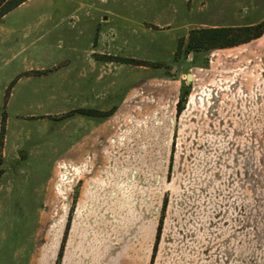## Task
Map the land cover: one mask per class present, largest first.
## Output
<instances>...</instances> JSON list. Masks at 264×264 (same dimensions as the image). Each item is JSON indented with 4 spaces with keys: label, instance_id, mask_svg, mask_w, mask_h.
<instances>
[{
    "label": "rangeland",
    "instance_id": "rangeland-1",
    "mask_svg": "<svg viewBox=\"0 0 264 264\" xmlns=\"http://www.w3.org/2000/svg\"><path fill=\"white\" fill-rule=\"evenodd\" d=\"M263 20L264 0H26L7 12L0 19V264H28L38 248L36 191H75L89 177L92 188L154 204L162 220L217 196L264 216V31L232 47L186 48L191 29ZM73 60L84 68H65ZM152 82L172 95L177 84V98L187 90L168 118L151 125L125 110L119 133L109 126L107 145H72L83 125L74 111L81 101L69 98L74 86L89 88L92 107L109 114ZM57 83L64 99L30 92ZM91 116L93 123L105 117ZM80 159L85 170L64 178L58 164ZM72 208L53 264L61 262Z\"/></svg>",
    "mask_w": 264,
    "mask_h": 264
},
{
    "label": "crops",
    "instance_id": "crops-1",
    "mask_svg": "<svg viewBox=\"0 0 264 264\" xmlns=\"http://www.w3.org/2000/svg\"><path fill=\"white\" fill-rule=\"evenodd\" d=\"M83 65L73 60L65 68L81 69ZM24 67L45 68L40 62L30 67L25 62ZM17 81H23L22 85H25L22 77ZM59 85L57 83L46 91L41 87L30 92L39 95L40 99L45 94H50L54 100L64 99L60 97ZM145 86L146 92L136 88L129 94L128 105L122 98L97 123H93V116L80 113L83 125L74 130L72 145L83 149L107 145L109 126L115 127L118 134L117 129L123 124L127 111V116L145 117L151 125L157 124L155 117L168 118L179 98L174 94L179 86H172L173 95L166 91L157 92L155 82ZM89 91V88L74 86L69 98L81 101L78 108H94ZM24 92L29 94L27 88ZM119 143L124 144L123 141ZM82 158H88L87 163L91 164V155ZM83 159L78 163L83 164ZM92 181V177L85 179L75 191L59 187L36 191L33 196L40 211L39 226L44 231L42 237L36 239L38 248L35 246L28 264L54 263L71 207L60 264H264V216L257 213L258 207L254 208L256 214L253 215L252 205L220 204L218 196L215 204L183 205L178 220L163 217L157 238L159 217L154 204L130 202L126 199L127 191L92 188ZM135 193L139 195L138 191Z\"/></svg>",
    "mask_w": 264,
    "mask_h": 264
},
{
    "label": "trees",
    "instance_id": "trees-1",
    "mask_svg": "<svg viewBox=\"0 0 264 264\" xmlns=\"http://www.w3.org/2000/svg\"><path fill=\"white\" fill-rule=\"evenodd\" d=\"M26 0H0V19L10 10L14 9L21 3ZM264 31V20L258 23L243 25V26H212V27H202L191 29L187 40H186V48L193 51H201L210 48H222V47H230L234 46L248 40L254 39L260 36ZM122 62H130L134 63H142L139 60H131L128 58H122ZM151 63V62H150ZM187 94V90H180V98L182 101L185 99ZM79 113L85 115H107L108 112H100L94 108H77L76 110ZM2 122L0 128V136L2 139L3 135V125L4 122V113L2 114ZM164 211V206L162 208V212ZM162 222V217L159 219V223L157 226L156 237L158 238V234L160 231Z\"/></svg>",
    "mask_w": 264,
    "mask_h": 264
},
{
    "label": "built area",
    "instance_id": "built-area-1",
    "mask_svg": "<svg viewBox=\"0 0 264 264\" xmlns=\"http://www.w3.org/2000/svg\"><path fill=\"white\" fill-rule=\"evenodd\" d=\"M197 99L200 101V100H202L201 99V97H197ZM58 168L61 170H64L65 171V173H64V175H62L63 177L66 175V172H68V173H71V171L72 172H74V173H79V172H81V171H84L85 170V168H86V164L85 163H83V164H81V165H68V164H66V163H59L58 164ZM65 178V177H64Z\"/></svg>",
    "mask_w": 264,
    "mask_h": 264
}]
</instances>
